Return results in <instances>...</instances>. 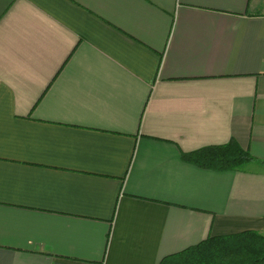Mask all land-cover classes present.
I'll use <instances>...</instances> for the list:
<instances>
[{"label": "crops", "instance_id": "1", "mask_svg": "<svg viewBox=\"0 0 264 264\" xmlns=\"http://www.w3.org/2000/svg\"><path fill=\"white\" fill-rule=\"evenodd\" d=\"M237 140L218 171L183 152ZM264 0H0V264H159L264 234Z\"/></svg>", "mask_w": 264, "mask_h": 264}, {"label": "trees", "instance_id": "2", "mask_svg": "<svg viewBox=\"0 0 264 264\" xmlns=\"http://www.w3.org/2000/svg\"><path fill=\"white\" fill-rule=\"evenodd\" d=\"M182 158L218 171L238 170L258 159L235 139L183 152ZM260 162L264 163V160ZM159 264H264V234L257 230H245L210 235L197 244L164 257Z\"/></svg>", "mask_w": 264, "mask_h": 264}]
</instances>
